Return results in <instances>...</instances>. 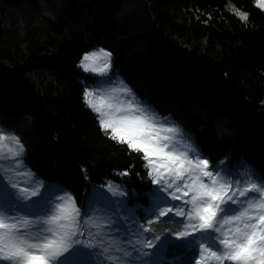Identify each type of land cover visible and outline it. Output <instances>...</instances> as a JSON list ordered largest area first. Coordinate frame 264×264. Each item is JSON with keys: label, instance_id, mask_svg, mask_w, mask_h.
<instances>
[{"label": "trees", "instance_id": "trees-1", "mask_svg": "<svg viewBox=\"0 0 264 264\" xmlns=\"http://www.w3.org/2000/svg\"><path fill=\"white\" fill-rule=\"evenodd\" d=\"M229 1L246 21L226 11ZM97 48L158 115L194 135L211 164L243 160L264 181V11L254 0H0V129L19 137L40 178L78 202L116 172L128 171L138 193L150 190L144 162L84 103L94 78L80 62ZM153 227L162 236L176 225ZM163 255L160 264H192L194 253L168 245Z\"/></svg>", "mask_w": 264, "mask_h": 264}, {"label": "snow or ice", "instance_id": "snow-or-ice-1", "mask_svg": "<svg viewBox=\"0 0 264 264\" xmlns=\"http://www.w3.org/2000/svg\"><path fill=\"white\" fill-rule=\"evenodd\" d=\"M254 3L264 10V0ZM232 11L241 20L248 19L246 12ZM111 55L104 49L85 54L80 66L106 72ZM112 92L127 99L96 98L86 90L83 100L97 114L100 130L144 162L150 190L122 191L108 184L112 196L123 198L112 200L104 193V202L82 212L70 193L53 192L32 172L22 171L23 144L16 135L0 131V160L13 162L6 169L0 165V172L30 181L21 183L10 175L7 183L0 184V264H86L81 258L90 256L103 257L101 264H125L133 252L168 245L190 248L192 264H264V181L254 182L228 169L221 174L179 138V127L142 106L131 89L121 86ZM138 198L150 201L142 221L129 207V201L135 204ZM38 206L43 210L35 211ZM160 223L176 228L141 238L154 233L153 226Z\"/></svg>", "mask_w": 264, "mask_h": 264}, {"label": "rangeland", "instance_id": "rangeland-1", "mask_svg": "<svg viewBox=\"0 0 264 264\" xmlns=\"http://www.w3.org/2000/svg\"><path fill=\"white\" fill-rule=\"evenodd\" d=\"M254 5H255V3H254ZM233 8L239 9L234 4H232L230 1L225 6L226 11H228L229 13L235 15L234 12L232 11ZM239 10L241 12H244L241 9H239ZM236 17H238V16H236ZM100 49H103V48H97V49H94V50H92V51H90L88 53H91V52H94V51H99ZM88 53H86V54H88ZM80 64H81V62H80ZM98 64L100 66H102L103 61L98 62ZM80 69L85 74L90 75V76H92L94 78V81L93 82H85V91L86 90L92 91L93 93L96 94V98H99V97H105V98H107L109 95H111L113 97H119V99H121V100L127 99V97H125L122 94L113 93L112 92L113 89L119 88L121 86H126L129 89H131L129 87V85L124 81V79L119 74H117V73H115L113 71V67H112V55H111V66H110V68L106 72H91V71H85L81 66H80ZM131 92H132V94L135 97V100L137 102H139L142 106H144L147 109H149L159 119H161V120H165L166 119L169 124L179 127L181 129V136L179 138L181 140H183V141L191 144L192 147H194L196 149V151L203 158H207L204 155V153L202 152V150L195 143L194 135L190 131H187L186 129H184L180 125V123L178 121H176L175 119H173L171 117H162V116L158 115L156 113L155 109L153 108V106L147 100L140 98L136 94V92L134 90H132V89H131ZM88 109L91 110L90 108H88ZM94 114L97 116L96 113H94ZM0 131H4L5 133H8V134H13V132H11L9 130H2V129H0ZM23 155H24V152H23L22 156L19 158L22 161L21 170L22 171H30L36 177H39L37 175V173H35L34 171H32L27 165L24 164V162H23ZM12 163H13L12 161L0 160V165H2L5 169L9 165H11ZM211 165H212L213 169L220 170L221 171V174H224V172H223L224 169H228L232 173H237L238 172L241 176H246L247 179H251L254 182H258L259 183V182L263 181V179L253 169V167L250 164H248L245 161H243V160H240L237 164L232 165L229 162V156H228V157L223 158L218 163L211 164ZM120 173L121 172H116L115 173V176L118 179H110L104 185H91L84 192L83 197H82V202H78L75 199L76 200V204L81 209V211L82 212L88 211L89 210V206L90 205H93V204H96V206L98 207L99 204L97 202H101V203L104 202L103 201V194L104 193H107V195L109 197H111L112 200H118V199H122L123 198V197H114V196H112V194L107 191V185L108 184L116 185L122 191H124V190H127V191H136L134 188H131L129 186V184H128V181L130 179V175L129 176H121V175H119ZM10 175H12V174L9 173V172H7V171L0 172V184L7 183L8 180H9V176ZM228 178L229 179H234L235 177L232 176V177H228ZM12 179L13 180H16V181H19L21 183H30V181L28 180V178L27 177H23V176L16 177L15 175H12ZM39 179L41 181H43L45 184L50 185L51 186V190L53 192H61V194H63L64 192H67V193H70L73 196V194L71 193V191L69 189H67L64 185L60 184L59 182L54 181V180H44V179H42L40 177H39ZM174 203H176V202H174ZM129 207H134L136 209V217H137L138 220H141L142 221V216L145 213V211L150 207V202L148 204H144L138 198L135 204H133L132 201L130 200L129 201ZM34 210L35 211H42L43 209H42V207L38 206ZM120 219L125 224H127V227L129 229H131V223L127 220L126 217L121 216ZM120 235L123 236V235H125V233L123 231H121ZM128 235H132V233L130 232V233H128ZM150 236H152L151 233H144L141 238H147V237H150ZM133 239H135V237H133ZM137 247H139V246H137ZM164 249L165 248L160 249L159 247L156 248V249H150V248H144V249H142V253H149V255H144L142 253L138 254L137 252H133L130 257L126 258L125 264H160V261L163 260L164 257H165L163 255ZM81 259L84 260L86 262V264H101V261L103 260V257L90 256V257H82ZM170 264H173V263L171 262Z\"/></svg>", "mask_w": 264, "mask_h": 264}]
</instances>
